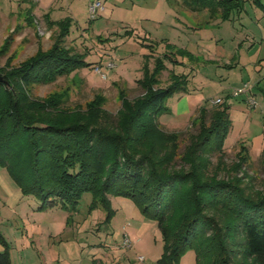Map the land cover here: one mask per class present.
<instances>
[{"label": "trees", "instance_id": "trees-1", "mask_svg": "<svg viewBox=\"0 0 264 264\" xmlns=\"http://www.w3.org/2000/svg\"><path fill=\"white\" fill-rule=\"evenodd\" d=\"M245 1L185 3L194 12L207 10L211 19L229 20L243 10ZM251 1L264 12L262 0ZM53 23L60 32L49 49L40 48L17 66L11 64V57L7 65H0L4 77L0 81V166L23 194L37 197L40 211L59 206L72 212L83 194L90 192L91 208L100 205L107 211L104 222L115 213L109 196L130 198L146 217L158 222L164 249L156 264H180L190 249L196 252L198 264H264V192L247 193L241 178L220 177L221 170L234 173L251 162L244 141L236 161L230 166L225 161L233 91L218 104L200 107L192 120L198 131L190 135L182 156L188 168H176L180 133L166 130L160 116L171 112L166 104L169 98L187 90L190 74L175 68L185 64L184 58L197 57L171 43L156 54L158 42H143L148 52L142 76L136 80L143 94L130 98L127 87L120 85L122 108L116 116L105 109L107 99L102 93L87 103L85 111L62 108L64 94L34 97L32 85L54 82L90 63L64 43L71 18ZM10 43L11 38L0 56L9 51ZM165 71L170 80L162 85ZM262 164L264 168V149ZM0 244L4 247L0 264H10V244L1 229Z\"/></svg>", "mask_w": 264, "mask_h": 264}, {"label": "rangeland", "instance_id": "rangeland-1", "mask_svg": "<svg viewBox=\"0 0 264 264\" xmlns=\"http://www.w3.org/2000/svg\"><path fill=\"white\" fill-rule=\"evenodd\" d=\"M95 1L0 0V49L11 38L9 51L0 56V65H7L11 57V64L17 66L40 48L49 49L60 32V27L53 21L69 17L72 20L71 32L64 43L72 52L84 54L90 65L62 75L54 82L32 85L30 92L38 98L53 93L64 94L62 108L83 111L97 93H102L107 99L105 109L116 116L122 108L120 85L127 87L130 98L143 94V89L136 82L142 76L143 58L148 52L143 42H158L156 54H160L165 50L163 43L171 41L177 48L187 49L197 57L194 61L186 57L185 64L175 68L179 73L190 74L187 85V95L190 97L186 99V95L178 92L166 103L180 105L179 113L184 110L182 106L186 107V101L191 102L193 110L206 100L210 106L218 96L225 99L235 88L245 89L232 97L230 102L232 126L225 142V161L228 166L236 161L240 142L244 141L249 145L251 162L248 167L234 173L227 174L229 168L221 170L220 177L229 179L234 175L241 178L247 193L256 195L264 192L262 8L246 0L241 12H234L230 20L222 21L219 16L211 19L205 10L192 11L186 5V0H105L104 9L99 10L94 19L91 17L90 5ZM128 31L132 34L127 35ZM109 63L115 66L111 68ZM150 66H153V60H150ZM168 66L171 67L170 64ZM96 67L101 70L97 72ZM161 78L162 85H167L169 72L165 71ZM250 97L256 100L254 106L248 101ZM197 109L194 114L185 115L182 121L177 118L178 113L166 112L160 116L162 123H170L168 126L164 124L166 130L180 133L176 158V168L179 169L182 165L188 168L182 156L190 142V135L198 131V126L192 124L193 118L198 115ZM216 161L217 155L212 156L213 165ZM5 181L21 189L8 170L0 166L2 232V216L9 214L3 202L12 205L16 202L15 197L7 196L3 184ZM25 196L27 199L22 201L21 210L29 212L31 220L52 213L61 215L64 226L68 224L56 239L52 238L50 242L42 240V247L38 245L37 248L60 247L69 264H156L163 253L164 243L158 222L146 217L130 198L109 196L115 213L110 222H104L107 211L100 205L91 208L93 196L90 192L83 194L72 212L59 206L47 212H30V207L36 203L39 205L40 201L35 202L38 199L35 196ZM30 201L33 203L31 206ZM29 227L28 223L22 221L16 222L15 227L4 224L10 246L13 238H19L14 240V246L22 247L20 233L26 229L30 233ZM125 234L131 239L128 248L123 246ZM60 241H63L61 245ZM32 255L36 257L33 264H42L40 253ZM180 264H198L196 252L193 249L185 252Z\"/></svg>", "mask_w": 264, "mask_h": 264}, {"label": "crops", "instance_id": "crops-1", "mask_svg": "<svg viewBox=\"0 0 264 264\" xmlns=\"http://www.w3.org/2000/svg\"><path fill=\"white\" fill-rule=\"evenodd\" d=\"M205 11H207V10H205ZM222 21H225V20H222ZM128 34H132V32L128 31L127 35ZM166 43L174 44L171 41H167ZM163 45H165V44L163 43ZM174 45H176V44H174ZM143 60H144V58H143ZM184 61H185V59H184ZM169 68H171V67L169 66ZM180 93H182L183 95H186V97H187L186 99H188V97H190L189 95H187V90L185 92H180ZM218 98H221V97L218 96ZM231 99H232V97L229 100L230 102H231ZM212 100L213 99H211L210 101H212ZM206 102H207V100L203 104H201V106H204L206 104L208 105L209 102L208 103H206ZM173 105L168 104V106L171 110V113L172 114L178 113L179 116L177 118H180V120L183 119L185 117V115H187V114L190 115L193 112L195 113L196 109L198 108L197 110H199L201 107V106H198L197 108H193V110H192L191 109V102L186 101V107L182 106V108L184 110L186 109L187 111L182 110V112L179 113L180 105H178V104H177L178 106H176V104H173ZM212 105H210V106H212ZM164 122H163V124H166L167 126L170 125V123L168 121H166L165 123ZM184 122H186V120ZM3 184H4V186H6L5 190H6L7 196L8 197L13 196L16 199L15 200L16 202L13 205L9 204V202H3L4 207L9 212L8 215L5 214V216H2L3 218H2V224H1V226L3 225V232L2 233L5 236L6 240L8 241V232L6 229H4V224H5V226L6 225H9V226L14 225V227H15L16 222L18 224L19 221H22V222H24V224L28 223L30 226L29 227L30 233L28 232V229H26L25 231L20 233L21 239H23L21 241V243L23 244L22 247L14 246V240L19 239V238H15V239L13 238V240L10 241V243H11V246H10V264H31V263L33 264V261L35 260L36 257H34L32 255V253H34V255H35V253H37V254L40 253L42 255L39 258L41 260L42 264H69L68 258H66L67 260H65V258L63 257L62 249L60 247L56 248V249H54V247H52V246H49L48 248L45 247L44 249L37 248L38 245L42 247V244H41L42 240H44V241L47 240L50 242V240L52 238L56 239L62 233V231H64L65 228L68 226V224H65V226H64L63 218L61 217V215L58 216L56 214L52 215V213H49V214H45L43 217H34V219L31 220V217H29L30 216L29 212L25 213V212H23V210H21L22 201L27 199L26 196L23 195L22 190L17 188V187H14L15 185L6 183V181L3 182ZM0 190H2V187H0ZM0 199H3L1 195H0ZM34 201L37 202L38 199H35ZM31 204H33V203L30 201L29 206H31ZM38 206H39L38 203L34 204L33 207H30V212L36 211V212L42 213V212H47L50 210H56L55 208H51L48 210L40 211V210H38ZM22 208H23V206H22ZM57 209H59V208H57ZM60 209H62V208H60ZM62 228H63V230H62ZM19 229H20V225H19ZM25 233H27V234L25 235ZM38 241H39V244H38ZM62 242L63 241H60L59 245H61ZM44 245L45 244L43 242V246ZM45 249H47V250H45ZM3 250H4V247L2 244H0V252H2Z\"/></svg>", "mask_w": 264, "mask_h": 264}, {"label": "built area", "instance_id": "built-area-1", "mask_svg": "<svg viewBox=\"0 0 264 264\" xmlns=\"http://www.w3.org/2000/svg\"><path fill=\"white\" fill-rule=\"evenodd\" d=\"M105 0H97L95 2H93L91 5H90V10H91V17L92 18H95L97 16V12L99 10H102L104 9V3ZM115 66V64L113 63H109V67H113ZM101 69L99 67H96V71L99 72ZM245 89L243 88H235L232 92V94L235 96V95H239L240 93L244 92ZM249 103L251 106H254L256 104V100L253 99L252 97H250L248 99ZM214 103L218 104L220 102H222V99L221 98H217L216 100L213 101ZM124 247L128 248L131 246V239L129 238V236L127 234H125V237H124ZM142 258V257H141Z\"/></svg>", "mask_w": 264, "mask_h": 264}, {"label": "water", "instance_id": "water-1", "mask_svg": "<svg viewBox=\"0 0 264 264\" xmlns=\"http://www.w3.org/2000/svg\"><path fill=\"white\" fill-rule=\"evenodd\" d=\"M4 79H3V77L0 75V81H3Z\"/></svg>", "mask_w": 264, "mask_h": 264}]
</instances>
